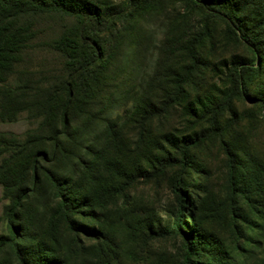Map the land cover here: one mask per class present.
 Listing matches in <instances>:
<instances>
[{"label":"rangeland","instance_id":"rangeland-1","mask_svg":"<svg viewBox=\"0 0 264 264\" xmlns=\"http://www.w3.org/2000/svg\"><path fill=\"white\" fill-rule=\"evenodd\" d=\"M89 1L107 12L121 13L112 36L104 38L114 50L113 63L110 71L100 70L105 80L95 112L109 111V105L117 109L109 121L115 122L126 146H112L109 140V169L104 162L97 167L98 180L90 191L92 208L82 207L81 190L77 209H63L48 194L44 200L38 195L26 203L27 215L37 208L42 211L35 231L23 230L22 258L36 264H258L264 257V102L251 99L257 92L249 89L234 104L236 115L223 114L213 128L204 120L185 119L179 107L170 117L144 126L128 118L132 89L150 83L165 64L176 65L168 58L171 44L190 29L207 34V54L211 64L216 63L202 77L201 97L218 99L226 90L222 63L240 61L250 74L261 70L252 89L261 90L264 99V0H238V12L236 7L206 6L203 0ZM32 24L16 71L58 82L66 76L68 64L59 43L75 41L78 20L45 13L35 16ZM239 25L262 41L259 50L243 40ZM16 81L17 77L10 79ZM39 123L24 112L15 122L0 119V133L22 138ZM165 132L176 138L174 142L196 141L184 168L177 165L183 144L176 153L161 142ZM100 188H109V196L101 198ZM239 188H244V198ZM3 193L0 182V238L8 234L2 219L10 202ZM206 236L221 247L222 260L189 255L194 243ZM0 264L22 263L7 246L0 252Z\"/></svg>","mask_w":264,"mask_h":264},{"label":"trees","instance_id":"trees-1","mask_svg":"<svg viewBox=\"0 0 264 264\" xmlns=\"http://www.w3.org/2000/svg\"><path fill=\"white\" fill-rule=\"evenodd\" d=\"M203 1L206 6L236 7V11L239 8L238 0ZM45 13L65 14L78 20L79 33L75 41L59 43L60 50L68 58L67 73L54 83L35 80L29 71H16L20 50L32 34V19ZM121 18L120 12H107L89 0H0V119L15 122L24 112L33 120L40 119L38 127L22 138L14 133H0V182L4 187L3 198L10 202L4 209L2 220L8 234L0 238V252L11 247L22 264H36L26 263L22 258L19 240L23 230L35 231V221L42 211L37 208L27 215L26 203L38 195L44 200L48 194L50 199L56 198L63 209H77L80 208L81 201H77V197L81 190L85 192L82 207L92 208L90 191L98 180L97 167L104 162L109 169V140L112 146H126V141L119 138L120 130L115 129V122L109 121L114 120L112 113L117 109L109 105V111L95 112L105 80L100 70L110 71L113 63L114 50L109 39L104 38L112 36ZM237 30L245 42L259 50L262 41L246 33L240 25ZM176 39L168 57L169 62L173 59L176 65L165 64L163 70L151 77L150 83L132 89L128 119L136 120L131 122L140 126L145 122L155 123L164 116L170 117L179 107L184 109L185 119L204 120L213 128L218 117L225 113L235 114L234 104L243 99L249 89L257 92L251 99L264 102L261 90L252 89L254 78L262 76L261 70H252L250 74L246 64L240 61L222 63L226 69V90L218 99L201 97L198 89L202 77L216 67L207 54L208 36L190 29ZM257 49L255 54L259 57ZM19 75L25 77L20 79ZM15 77L17 81L10 83ZM175 139L165 132L161 142L170 144L176 153L183 144L177 165L184 168L196 141L186 142L181 138L174 142ZM62 166L67 168L66 172L61 170ZM100 190L103 191L101 198L109 196V188ZM238 192L241 197L246 195L244 188H239ZM190 252L216 260L224 257L212 236L194 243L189 255ZM258 264H264V257Z\"/></svg>","mask_w":264,"mask_h":264}]
</instances>
